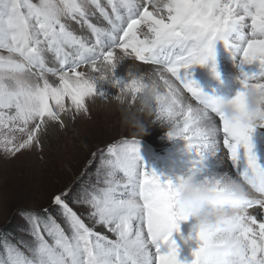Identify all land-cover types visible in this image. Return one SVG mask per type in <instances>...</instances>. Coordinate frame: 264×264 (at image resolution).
Here are the masks:
<instances>
[{"label":"snow or ice","instance_id":"snow-or-ice-1","mask_svg":"<svg viewBox=\"0 0 264 264\" xmlns=\"http://www.w3.org/2000/svg\"><path fill=\"white\" fill-rule=\"evenodd\" d=\"M106 5L101 0H0V147L15 155L33 143L40 146L38 134L47 124L64 127L62 114L73 109L87 114L88 99L108 100L100 87L104 83L118 94L128 93L133 103L151 84L156 120L168 123V138L183 141V151L191 154L187 175L203 172L212 157L224 161L222 149H226L235 170L228 176L248 190L244 211L215 229L198 230L193 225L184 240L196 242L190 260L178 258L175 241L162 253L161 245L179 230L178 222L188 220L174 204L176 185L185 176L175 183L162 181L144 164L138 140L125 139L108 145L107 157L101 154L104 186H93L85 198L90 215L115 239L88 227L65 203L66 193H61L53 203L62 209L72 235L67 236L49 217L51 227L44 225L52 237L49 243L39 214L27 212L36 239L31 257L5 241L6 259L0 264H208L211 249L225 232L235 235L239 243L231 264H264V168L257 163L252 142L255 129L264 128V109L254 114L253 122L254 116L242 104L248 88L264 91V0H106ZM97 13L108 27L92 22ZM70 22L87 27L94 43L77 35ZM218 44L240 70L241 87L233 97L239 114L232 119L206 103L209 96L188 71L210 64L212 74L218 75L214 62ZM49 53L58 67L48 66ZM133 57L153 65L152 72L129 70L126 77L117 78V65ZM82 65L90 66L91 72L79 71ZM49 75L58 82L50 81ZM184 91L195 104L186 102ZM17 132L26 139L17 143ZM118 173L123 179H117ZM204 181L219 186L222 177ZM256 208L259 214L253 211Z\"/></svg>","mask_w":264,"mask_h":264},{"label":"rangeland","instance_id":"rangeland-1","mask_svg":"<svg viewBox=\"0 0 264 264\" xmlns=\"http://www.w3.org/2000/svg\"><path fill=\"white\" fill-rule=\"evenodd\" d=\"M103 2L106 0H101V3ZM204 69L205 66H195L193 70L195 74H198ZM226 73L228 71H224L223 75ZM49 77L51 75L48 76L50 80ZM172 80L174 81L173 78ZM190 99L194 102L191 97ZM95 120L90 127L79 133L78 140L75 139L77 135L75 128L69 130L68 137L70 135L73 137V143H69L71 139L62 142L65 131L60 129V134L49 131L58 129V124L48 126L47 130L42 131L45 132L44 136L46 135L47 140L45 144L40 141V146L34 143L30 148L23 149L15 155L7 153L0 147V260L6 259V248L3 246L5 241L31 257L30 249L35 247L36 239L31 234L32 225L25 215L27 212L39 214L42 234L49 243L53 242L52 237L44 230L45 223L51 227L49 217L64 230L67 236L72 235L62 209L53 203L54 197L61 193H66L63 197L65 203L88 227L115 239L111 232L108 235L96 229L100 224H97L96 218L90 215L92 210L85 202L88 190L93 186L97 188L104 186V164L101 154L107 157L108 145L119 143L123 139H137L139 155L143 162L155 164L150 169L156 170L162 181L170 179L173 183L176 182L179 177L177 165L187 153L183 151V141L168 138L169 130L163 131L154 122L144 119L148 132L140 137L125 125L122 126L119 117ZM263 131L258 129L256 133ZM15 137L17 143L26 139V135L18 132L15 133ZM175 144L177 146L174 147ZM117 179H123L122 174L118 173ZM45 209L48 211L45 212ZM56 212H59V215H54ZM178 225L179 230L173 231L169 241L161 245L160 251L164 252L162 248L164 244L167 251L168 243L175 241L178 247V258L190 260V250L196 246V242L193 240L185 243L184 240L192 234L193 227L188 226L187 221H179ZM6 230H10L13 235L6 233Z\"/></svg>","mask_w":264,"mask_h":264},{"label":"clouds","instance_id":"clouds-1","mask_svg":"<svg viewBox=\"0 0 264 264\" xmlns=\"http://www.w3.org/2000/svg\"><path fill=\"white\" fill-rule=\"evenodd\" d=\"M233 97L222 100L209 96L206 103L214 105L226 119H232L239 114ZM114 99L120 108L122 123L134 134L145 135L148 127L142 117L151 116L155 111L154 87L151 84L144 87L134 97V103L129 100L126 92L118 94ZM242 104L244 111L254 116L255 122L254 114L264 109V91L248 88L242 97ZM247 195L246 186L228 175L222 177L219 186L215 182L196 180L193 176L185 175L176 185L174 204L176 211L191 219L198 230L201 227L215 229L225 219L243 213ZM238 253L236 236L225 232L221 241L211 249L208 264H231Z\"/></svg>","mask_w":264,"mask_h":264},{"label":"bare ground","instance_id":"bare-ground-1","mask_svg":"<svg viewBox=\"0 0 264 264\" xmlns=\"http://www.w3.org/2000/svg\"><path fill=\"white\" fill-rule=\"evenodd\" d=\"M105 7H107L106 3H105ZM91 20L97 26L105 27V28L108 27L106 21H104L103 18H101L98 15V13L95 16L91 17ZM70 23H71L72 30L75 31V33L77 35L84 37L89 43H94V37H93L91 31L89 29H87V27H82L80 25H77L75 22H70ZM103 23L105 25H103ZM144 31H146V29H144ZM105 50H107V47H106ZM215 53L217 55H220L224 60H229L230 59V55L228 56V52H226L223 49V47L221 45H219V44L216 46ZM116 54H117V56H121L122 55V53L120 52L119 49H116ZM46 55H47V63H48V66L49 67H58V64L56 63L53 54L49 53V54H46ZM217 58H218V56H215V59H217ZM153 67H154L153 65L143 64L142 62L136 61L135 58L133 57V58H127L124 61H121V63L118 64L117 67H116V69L114 70V73H115V76L117 78H124V77H126L127 72L129 70H131L133 73H139V74L148 75V74H150L152 72ZM220 67L221 68H219L217 70L220 73L219 78L216 79V80L213 79L212 81L211 80L209 81V83H212L211 84V88H210L211 90H214L215 85H218L219 84V83H215V82L220 81L223 78L228 81V75L229 74L226 73L225 75H223V72L224 71H228L230 73L236 72L238 74H239V71H240L238 68H236L234 66V63L231 64V65H222L221 64ZM78 70L79 71H84L86 73L91 72L90 66H88V65H82ZM248 70L249 69L246 67L245 68V71H248ZM188 71L191 74L192 79L196 82V74H193L192 73V68H190ZM92 74L95 75L97 73H92ZM166 75L169 78L171 76L170 74L169 75L166 74ZM203 76L205 78H202V82L204 84H207L208 83V80H207L206 77L208 75L205 76L203 74ZM49 78L53 82H58L56 80V78L53 77V76H51ZM172 78L175 81V78L174 77H172ZM172 78H170V79H172ZM175 82L177 84H179L178 81H175ZM100 87H102L106 91V93L109 95V99L108 100H102L99 97H93L91 99H88L86 101V104H87V107H88V113L87 114H85L83 112L76 113L75 110L73 109V110H71V111H69V112H67L65 114H62V119L64 121V127H61L59 125L58 129H50L49 131H53L56 134H60V131L63 130V131H65V135H63V138H62L63 141L62 142H65V140L71 139V142H69V143H73L74 142L73 137L71 135H70V137H68L69 130L71 128H75V130L77 131V135H76L75 139L78 140L79 139V133L85 131L86 128L90 127V125H92L94 123V121H96L95 120L96 118H102V119L108 120L109 118L119 117V120L121 121V111H120V108L118 107V105H117L114 97H111L113 95L118 94V90L115 89V88H112L111 86H109L106 83L102 84ZM230 90H231V85H230V88L225 89V96L229 93ZM184 97H185L186 102L195 104L190 99V97H191L190 94L187 93L186 91H184ZM65 103H66V106H70V102L69 101L66 100ZM142 118L145 119V120L148 119V120L154 122L159 127H161L163 131L170 130V125L168 123H166L165 121L156 120L154 113L151 116H146V117H142ZM214 119L216 120L215 117H214ZM121 124H122V126H124V124L122 123V121H121ZM56 125H58V123H53V124H50L49 123V124H47L45 130H47V128H49L51 126H56ZM258 129L260 131L261 130H264V128L257 127L255 129V131L253 132V134H252V142H253L254 147L260 146V140H261V137L260 136L264 133V131L263 132L256 133V130H258ZM44 133L41 131L38 134L39 135V138H40V141L43 144H45V142L47 140L46 139L47 137H46V135L44 136ZM175 146H177V145L175 144L174 147ZM221 146H222V140H221ZM186 156H187V158H186ZM222 159L224 161L219 160L216 157L210 158L208 161H206V168H205V170L203 172L197 174L194 178L196 180H204L205 178H213V177L219 178V177H223L224 175H229L230 176V175L234 174L235 173V170L232 169L231 166H230V164H229V160L227 159V155H226V149H222ZM190 160H191V154L187 153V155H184L183 156V159H181L180 163L177 165L178 166V169H176V170H178L179 177H183V176L187 175L188 169L190 167ZM144 164L148 168H151V169H152L153 165H155V164H152L150 162L144 163ZM253 211L256 212L257 214L260 213V209H258V208L253 209ZM186 221H187L188 226L193 227L194 224H193V221L191 219H188ZM96 229L99 230L100 232H106L108 235L110 233L109 231H107V229L103 225H98L96 227Z\"/></svg>","mask_w":264,"mask_h":264},{"label":"trees","instance_id":"trees-1","mask_svg":"<svg viewBox=\"0 0 264 264\" xmlns=\"http://www.w3.org/2000/svg\"><path fill=\"white\" fill-rule=\"evenodd\" d=\"M54 215H59V212L54 213ZM44 216H45V215H44ZM5 232H6V233L8 232V233H10L11 235H13V234L11 233L10 230H6ZM7 241H9V240H7ZM9 242L13 243L12 241H9Z\"/></svg>","mask_w":264,"mask_h":264}]
</instances>
